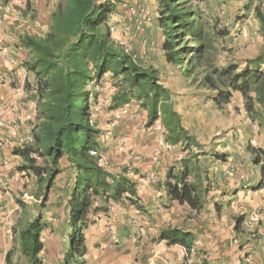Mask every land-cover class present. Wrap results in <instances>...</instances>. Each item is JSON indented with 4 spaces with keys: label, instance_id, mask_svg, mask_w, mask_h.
<instances>
[{
    "label": "trees",
    "instance_id": "16d2710c",
    "mask_svg": "<svg viewBox=\"0 0 264 264\" xmlns=\"http://www.w3.org/2000/svg\"><path fill=\"white\" fill-rule=\"evenodd\" d=\"M245 9L253 7L263 38V49L244 68L236 65L216 67L211 58L210 34L205 30L202 12L194 0H156L158 26L164 36L161 51L173 72L181 76L189 87L204 91L207 101L217 109L229 105L235 93L244 102V110L251 123L264 127V10L256 0H247ZM260 1V0H259ZM119 0H65L58 4L51 16L49 31L43 37L26 34L21 46L31 58L22 64L36 76L37 122L33 127V144L15 148L13 154L23 158L19 172L36 178L39 205L36 216L24 223L18 231L22 254L27 264H43L40 254L44 250L42 232L47 228L44 211L50 191L62 173L61 160L74 168L75 184L68 200L69 246L64 264H87L85 256V231L95 214L107 211L98 206L100 200L128 201L135 207L140 197L137 183L128 176V170L115 175L99 165L98 138L90 105L89 86L101 83L109 75L116 89L111 97L109 111L125 109L137 103L147 113V128L160 122L166 130L165 142L171 146L183 145L188 151L192 145L201 149L200 142L183 123L176 109L175 94L162 82L159 71L153 67L142 68L112 37L108 19L116 10ZM21 17L29 18V2L17 7ZM219 37L229 35L225 29ZM211 59V61H210ZM179 69V70H178ZM177 71V72H176ZM180 71V72H179ZM251 161L259 166L261 180L252 187L255 192L264 188V148L248 146ZM201 153V152H200ZM216 160L227 161V155L214 154ZM197 155L190 154L170 167L164 187L170 203L188 205L199 213L211 204L209 188L203 179ZM193 179L191 181L190 179ZM21 208L27 206L20 202ZM214 211L221 214L218 203ZM234 232L244 235L245 216L234 218ZM259 236L258 239H260ZM170 246L179 245L187 252L183 264L190 262L196 235L179 228L163 229L157 238ZM242 248V247H241ZM11 252L6 262H11ZM197 264H211L204 258Z\"/></svg>",
    "mask_w": 264,
    "mask_h": 264
},
{
    "label": "crops",
    "instance_id": "0c3cea01",
    "mask_svg": "<svg viewBox=\"0 0 264 264\" xmlns=\"http://www.w3.org/2000/svg\"><path fill=\"white\" fill-rule=\"evenodd\" d=\"M15 1H20L22 4L29 2L31 15L34 18L32 19L31 16L23 18L17 15L16 9L14 12H7L5 5ZM62 1L64 0H0V137L5 142L4 147L0 149V264H7L6 257L9 252H11L10 264H27V258L21 252L18 237L19 229L28 221L29 207L21 197L24 192L22 177L26 174L17 170L24 161L22 157L14 155L13 150L29 145L28 140L33 137V127L37 122V93L34 90L35 74L22 66L23 62L29 59V54L24 55L26 52L21 42L26 34L35 37L45 36L50 28L51 16ZM128 1L132 3L143 1L149 7L154 5L153 0L151 2H148L149 0ZM121 6L120 8L118 6L116 11L118 17L121 15L126 21L117 27L116 41L126 42L133 37L131 40L136 42V46L133 45L134 49L131 53L134 56L128 53L140 67H153L159 71L163 84L175 94L176 109L182 116L185 127L191 131L193 126L188 121H192L197 115L194 111L191 112V109H195L196 103L189 100L193 98L190 88L186 89L187 87L183 86L182 91H176L170 85V75H176V73L173 70L170 73L167 72L168 63L163 59L160 50L162 46L160 44L164 42L161 29L157 23L152 27L127 24L129 19L123 15ZM110 24L111 22H108V25ZM128 27L130 37H123V28ZM143 39H147L148 42L144 43ZM158 39L161 41L160 44ZM158 44L159 50L154 49L153 47ZM101 86L100 91L95 92L94 101L91 103L90 100V103L92 113L96 114L93 124L101 131L97 141L100 152L107 160L106 170L115 175H121L124 170H128V176L137 180L140 204L144 211L126 202L123 205L111 204L106 207V212L92 216L85 231L88 264H183L187 258V252L183 247L170 246L166 242L157 240L158 234L166 228L184 229L196 235L194 250L190 257L191 263L197 264L201 259L207 258L211 264H264V228L260 227L261 238L258 241H249L245 232V230L249 231L251 221L264 227V189L258 192L244 190L235 196L236 200L232 208L236 203H240L242 208L245 207L241 213L245 216L244 235H237L233 231L234 220L230 228L225 230L226 219L222 215L217 220L212 219L215 203L221 206L223 204L219 203L220 200L223 201L225 198L227 202L231 200V197L226 196L231 185L239 189L255 186L261 180L260 168L252 163L251 152L244 146H238L239 144L232 145L230 152H226L230 147L227 148L226 166L221 170L222 172L218 173L215 168L214 179L218 184L228 180L231 184L227 186L222 184L218 187L219 190L210 187L208 198L212 200L211 204L199 213L203 215V219L198 221L189 219L188 215H191V211L197 212L191 210L188 205L170 203L164 187L170 167L180 161V156L176 155L177 146L166 143L167 146L161 148L163 152L159 163L156 164L152 154L164 138L152 130H139L138 126L130 122L128 119L130 114L126 112L139 109L144 118L143 126L148 121L147 113L136 104L109 112L107 104H110L116 89L110 78H106L105 82L102 81ZM121 113L126 114L120 124L111 121ZM196 120L199 121L200 116L196 117ZM6 122H10L12 126L7 125ZM192 122L195 123V121ZM108 123H115L116 126L112 128ZM109 134H112L111 138L106 139ZM253 139L251 144L254 148H264V135L261 136L260 143H257L256 138L253 137ZM120 142L126 145L123 150L116 147ZM230 168L233 169L234 174L230 172L228 174L227 169ZM61 169L62 173L54 182L45 210L44 223L47 228L41 234L44 250L40 254L43 264H64L62 253L70 232L68 200L75 184L76 173L66 157L61 160ZM133 170L139 172L140 178L133 176L131 173ZM228 176L233 178L229 179ZM12 177H17L18 180L12 181ZM4 183H9L8 192L4 188ZM140 183L144 189L140 188ZM218 194H222L223 197ZM20 202L27 207L22 209ZM101 202L104 203L101 200L98 203ZM222 207L223 214L226 206ZM262 208L263 213L260 212L259 215L260 221L255 222L253 216ZM24 215H27L26 218ZM135 230L138 232L140 230V235L131 237ZM115 237L118 238L119 243L113 245ZM234 240L241 244L234 245ZM199 252H205L206 255L199 258L202 257ZM196 255L199 256L195 257Z\"/></svg>",
    "mask_w": 264,
    "mask_h": 264
},
{
    "label": "rangeland",
    "instance_id": "374dc122",
    "mask_svg": "<svg viewBox=\"0 0 264 264\" xmlns=\"http://www.w3.org/2000/svg\"><path fill=\"white\" fill-rule=\"evenodd\" d=\"M119 1L121 3H118L116 5V8L118 6L120 8V6L123 2L121 7H122L123 12H124L123 15L125 17L127 16L129 19L128 20L129 22L127 21V24L131 23L133 25L136 24L137 26H142V27H152L153 25H155L157 23L158 10H157L156 0H153V3H154L153 6L154 7L153 6L152 7L146 6L142 0H140L142 2H136V3H132L131 1H128V0H119ZM148 2H151V0H149ZM247 2H248L247 0H194V3H193L194 6H197L200 9V11L202 12L203 21L205 23V30L210 34L209 39H210V43H211V49H210L211 50V58L213 59V63L216 67L221 68V67H226L228 65H236V66H239L240 68H244L246 66L247 62L249 60L255 58L263 49V38L260 34L259 23H258L257 19L255 18L253 7L249 11L247 9H245V5L247 4ZM260 3L262 4L263 10H264V0H260V1L256 0L255 5L260 4ZM23 4H24V6L26 5L25 2H23ZM140 6L147 7L148 10L151 12V14L153 16H155V18H157L154 24H152V25L137 24L133 20V16L129 15V13H130L129 10H131V8H138ZM111 16L112 17H110L108 19V22H111V24L108 25V27L109 28L111 26L115 27L116 32H117V29H118L117 27L120 24L125 23L126 20L123 19V17H121V15H119V17H118V12L116 10L114 11V13ZM222 29H225L229 35L224 36V37H219L218 32ZM129 34H130V28L129 27L123 28V37L128 36V38H129L130 37ZM115 37H116V35H115ZM161 37L162 36H160V38ZM132 38H129V40H127L126 42L123 41V43L126 44V46H128L129 49L127 48V50H128L127 52H129V53H131L132 49H134V46H136V42L132 41L131 40ZM143 42L147 43L148 40L143 39ZM160 42L161 41L158 39L159 44H160ZM155 43H156V41H155ZM159 44L154 46L153 48L159 50V46L162 45V44H160V45ZM25 52L26 53L24 55L29 54V52L27 50H25ZM155 52H157V51H155ZM162 54H163V52H162ZM131 55H132V57L134 56L133 53H131ZM162 57H164V55ZM29 58H31L30 54H29ZM163 59H165V57ZM165 61H166V59H165ZM210 61H211V59H210ZM173 69H174V67L172 65L168 64L167 72L170 73V72H172ZM262 70L264 71V66L262 67ZM106 78H109V75L106 76L102 81L105 82ZM181 78L182 77L178 76L177 74L176 75L175 74L170 75V78H169L170 85L176 91H182L184 89L183 86H186L187 87L186 89L190 88L188 81L183 82L181 80ZM94 83L96 85H98V88L97 89L95 88L96 85L93 86L94 90L89 88L90 90L94 91L93 96L90 95L91 96L90 97L91 103L94 101L95 94H96L95 92L100 91V89L102 87L101 83H96V82H94ZM190 89H191V92L193 94V98H190L189 100L193 101V103H196L195 109H193V110L191 109V112L194 111V114H197L196 115L197 118H198V116H200V120L197 121L196 117H195L192 120V121H195V123L192 121H188V120L187 121L191 124V126H193V128L191 129V132L193 134H195V136L197 137L198 141L200 142L202 150L197 148V146L192 145L188 151H185V147L183 145H178L177 146L178 152H176L177 153L176 155L180 156V160H182L184 158H188V156L190 154L197 155L198 157L196 160L199 161V167L201 169V173H203L204 176L207 175L209 178V179H206V178L203 179V185L209 189H210V187L214 188V189H218V187L219 186L221 187L222 184L225 186L231 184V181L228 180L227 182H222L219 184L216 182V179H214V176L216 174V173H214L215 168H216L217 173L222 172L221 170L226 165H225V162H223V161L217 162L220 160H216L213 155L214 154H219V155L225 154L226 155L225 151L227 150V148L230 147V149H228V151H226V152H230L232 145L235 146L236 144L237 145L239 144L238 146H244V148H247V150H248V146L253 147L251 144V142L254 141L253 137L257 139V143L261 142V136L264 135V127L261 128L258 125L251 123V121L248 119L247 114L244 110L243 98L239 93L234 94V97H233L231 103L229 105L225 106L224 109H217L210 101H207V97H206L207 95L206 94H208V93H205L204 91H201V90H197L195 87H193V88L191 87ZM91 103H90V105H91ZM109 103H111V101ZM133 104L138 105L137 103H133ZM107 106L109 107L110 104H107ZM108 107H107V110H108ZM183 110H185V108ZM109 112H113V111H109ZM91 113H92V111H91ZM126 113L130 114L128 119L130 120V122H132V124H134L135 126H138L139 130L143 129V130H152V131L157 132L153 128H155L157 126V124L162 125L160 122L159 123L157 122L151 128H147L146 125L143 126L142 123L144 121L143 120L144 118H143V114L141 113V111L139 109L133 110V111L131 109V111H127ZM126 113L119 114L118 117H115L114 120H111V121L115 122V123L118 122L120 124V122L125 119L123 116ZM95 115H96L95 113H92V118H95ZM108 124L110 125L111 123H108ZM257 128H259L260 130H258ZM262 129H263V133H262ZM108 133H110V132H108ZM157 133L160 134L162 136V138H165V136H166V130L164 127H163L162 131H160V132L158 131ZM112 134H113V132H112ZM112 134L111 135L109 134L110 138H111ZM162 140L165 141V139H162ZM158 146L155 150H158L159 155H160L159 159H160L163 151L161 150V148L159 149L160 146L159 147ZM116 147H118L119 150H123L126 147V145H125V143L120 142L118 144V146H116ZM152 156H153L156 164H158L159 160L157 159V155L154 156L152 154ZM178 162L179 161L175 162L174 164H177ZM227 170H229L228 174H229V172H230V174H234L233 169L230 168ZM131 173L133 174V176L140 178L139 172H136L133 170ZM247 176H250V175H247ZM33 177H34L33 175H23V177H22L23 181H24L23 185H22L24 192H22L21 197H23L24 194H27L28 198H29V199H25V200H27V202H28L27 206L29 207V209L27 210L28 216L24 215V218H26V216H27L28 220L29 219L31 220L36 216L37 210H36L35 205H39V198L36 197V192H37L36 178L34 177V179H33ZM228 177H230V176H228ZM210 178H211V180H210ZM231 178H233V177H230L229 179H231ZM130 179L134 182L137 181V180L135 181L132 178H130ZM190 180L193 181L192 178ZM139 185L141 186L140 188L144 189V186L142 185V183H140ZM234 186L235 185H231L230 188H228L229 191H228V194L226 195V196H229V198L231 197V200H228V202H227L226 201L227 198H225V199H223V201L220 200V202H219L220 204H223L220 206L222 209H223L222 206H224V207L226 206V209L223 211V214L221 213L219 215L216 212H214L213 213L214 216L212 217V219L217 220V219L221 218V215H222L226 219L225 230L226 229L228 230L230 228L231 223H233L232 221L234 220V218L240 216L241 213L245 210V207L243 206V208H244V210H243L240 203H236L234 205L235 207L232 208L233 202H235V200H236L235 196L240 191H244V190H249L251 192H255L253 189H251L254 186L240 187L239 189H237V187H234ZM137 187H138V185H137ZM137 191H138V188H137ZM218 196L223 197L222 194H218ZM21 197H20V199H21ZM101 201H103V200H101ZM140 201H141V199H140ZM140 201H139V205L141 206ZM103 202L104 203L101 202V203H98L97 205L101 206V207L102 206L107 207V206H110L111 204L123 205L128 201L114 202L112 200H109L108 202H106V201H103ZM130 205H132V204L130 203ZM132 206H134V205H132ZM141 208L142 209H139V208H137V209L144 211L142 206H141ZM201 212H199V213H201ZM258 212L259 213H257L255 216H253V220L255 222L260 221L259 215L261 213H263V208H262V210H259ZM199 213H192V211H191V215H188V218L189 219H196L197 221L199 219L202 220L203 215H200ZM44 215H45V211H44ZM198 223L202 224V222H198ZM260 227L264 228L261 225H259L258 223H254V222L252 223V221L249 222V231L247 232V230H245V232L247 234L246 237H247V239H249V241L252 240L251 242H253V241L259 240L258 238H259V234H260L259 233ZM233 231H234V228H233ZM140 233H141L140 230H139V232L137 230H135L133 232L134 235L135 234L140 235ZM131 236H132V234H131ZM158 236H159V234H158ZM243 238L244 237H242V239ZM233 242H234L233 243L234 245H240L241 244L240 242L238 243L237 240H234ZM68 246H69V241L67 239L66 243H65V249H64V252L62 254H64V255L66 254V252L68 250ZM238 248H240V246ZM199 255L204 256V255H206V253L205 252L204 253L199 252ZM199 255H196L195 257H197ZM203 256L199 257V258H203ZM85 259H86V256H85ZM201 260H203V259H201ZM86 261H87V259H86ZM87 264H88V262H87Z\"/></svg>",
    "mask_w": 264,
    "mask_h": 264
},
{
    "label": "built area",
    "instance_id": "2783aa9c",
    "mask_svg": "<svg viewBox=\"0 0 264 264\" xmlns=\"http://www.w3.org/2000/svg\"><path fill=\"white\" fill-rule=\"evenodd\" d=\"M17 7H21V8H23L24 7V4H22L20 1H15L14 3H11V4H6L5 5V10L7 11V12H14L15 11V9L17 8ZM17 11V10H16ZM130 11V13H129V15H131V16H133V20L137 23V24H142V25H152V24H154L155 23V21H156V18H155V16H153L152 14H151V12L148 10V8L147 7H145V6H140V7H138V8H131V10H129ZM17 13V15H20L21 16V13L19 12V11H17L16 12ZM110 32H111V34H112V36H114L115 37V34H116V28L115 27H113V26H111L110 27ZM119 44L123 47V48H125L126 49V51H128L127 50V48H128V46H126V44H124L123 42H120L119 41ZM129 49V48H128ZM130 51V50H129ZM96 84L95 83H92V85H90L91 87H89L90 89H92V90H94L93 89V86H95ZM95 88L97 89L98 88V85H96L95 86ZM92 90H90L91 91V96H93V93H94V91H92ZM159 123V122H158ZM6 124L7 125H9V126H12V124L10 123V122H6ZM116 126V124L115 123H113V124H111V127L113 128V127H115ZM153 129H155L157 132L159 131H162L163 130V127H162V125H160V124H157V126L155 127V128H153ZM110 139V137H109V135H107L106 136V139ZM33 141H34V139H33V137H30V139L28 140V144H33ZM4 145H5V142H4V140L0 137V149L1 148H3L4 147ZM160 146V147H159ZM159 149L160 148H163V147H165V146H167L166 145V142L165 141H160L159 142ZM91 155H93V156H99V164L102 166V167H104V168H106L107 167V160H105V158H104V156H103V154L100 152V153H98L97 151H92L91 152ZM153 155L154 156H156L157 155V159L159 160V152H158V150H155L154 152H153ZM18 180V178L17 177H12V181H17ZM4 188H5V190H6V192H8V190H9V183H4ZM25 199H29L28 198V195L27 194H24L23 195V197H22V200L25 202V203H28L27 202V200H25ZM137 234H133L132 233V236L131 237H135ZM119 243V240H118V238H114V240H113V245H116V244H118Z\"/></svg>",
    "mask_w": 264,
    "mask_h": 264
},
{
    "label": "clouds",
    "instance_id": "9594fccd",
    "mask_svg": "<svg viewBox=\"0 0 264 264\" xmlns=\"http://www.w3.org/2000/svg\"><path fill=\"white\" fill-rule=\"evenodd\" d=\"M110 29V28H109ZM111 33V32H110ZM112 35V34H111ZM114 39H115V37L114 36H112ZM115 41H116V39H115ZM118 43V42H117ZM119 44V43H118ZM120 45V44H119ZM121 46V45H120ZM122 47V46H121ZM125 49V48H124ZM94 83V82H93ZM92 85V84H91ZM90 87V86H89ZM89 92H90V95H91V91H90V89H89ZM91 97V96H90ZM100 165V164H99ZM101 166V165H100ZM102 167V166H101Z\"/></svg>",
    "mask_w": 264,
    "mask_h": 264
}]
</instances>
